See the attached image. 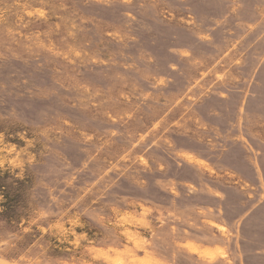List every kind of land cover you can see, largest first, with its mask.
Returning <instances> with one entry per match:
<instances>
[{"label": "rangeland", "instance_id": "obj_1", "mask_svg": "<svg viewBox=\"0 0 264 264\" xmlns=\"http://www.w3.org/2000/svg\"><path fill=\"white\" fill-rule=\"evenodd\" d=\"M0 264H264V0H0Z\"/></svg>", "mask_w": 264, "mask_h": 264}]
</instances>
